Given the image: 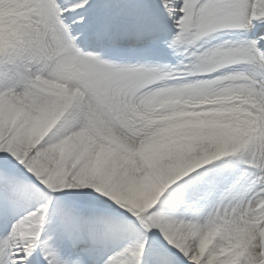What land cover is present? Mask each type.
Wrapping results in <instances>:
<instances>
[{"label":"snow or ice","instance_id":"snow-or-ice-1","mask_svg":"<svg viewBox=\"0 0 264 264\" xmlns=\"http://www.w3.org/2000/svg\"><path fill=\"white\" fill-rule=\"evenodd\" d=\"M0 264H264V0H0Z\"/></svg>","mask_w":264,"mask_h":264}]
</instances>
